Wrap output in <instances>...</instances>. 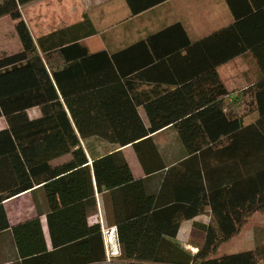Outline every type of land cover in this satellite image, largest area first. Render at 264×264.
Listing matches in <instances>:
<instances>
[{"label": "trees", "instance_id": "1", "mask_svg": "<svg viewBox=\"0 0 264 264\" xmlns=\"http://www.w3.org/2000/svg\"><path fill=\"white\" fill-rule=\"evenodd\" d=\"M34 1L0 0V19L14 21L21 44L19 52L0 56V118L8 125L0 130V233L11 230L25 264L107 261L102 226L89 227L87 218L79 215L80 204L60 214L71 228L49 217L52 251L40 219L11 227L4 208L5 201L41 185L52 204L56 194L64 192L61 187L66 190L68 185L81 202L89 183L95 212L94 180L100 193H113L117 201L118 264L264 263V246L233 255L220 251L254 223L256 215H264V0H246L243 7L231 0L234 23L200 40L191 41L176 24L115 55L90 53L82 44L97 35L88 18L35 39L21 12ZM127 1L137 15L165 0H148L141 7L134 5L136 0ZM162 34L166 41L159 37ZM148 48L163 52L151 58L153 67L171 64L196 71L170 73L171 80L161 73L160 82L168 79L177 87L137 96L134 85L147 79L146 72L135 74L132 68L139 64L137 69H148L144 66L151 59L127 70L134 60L127 54ZM246 55L256 61L260 76L239 98L232 94L231 102L217 69ZM34 108H40L41 118H30L28 112ZM252 112L258 116L248 124ZM169 128L177 133L186 158L167 171L162 189L173 178L177 194L164 209L157 208L162 191L149 196L144 180L134 178L122 152L93 157L90 166L82 145L89 140L121 148L132 145L146 175H153L165 169L154 136ZM68 155V163L51 166ZM201 197L213 217L209 224L195 225L205 238L192 253L177 236L181 223L195 219Z\"/></svg>", "mask_w": 264, "mask_h": 264}, {"label": "crops", "instance_id": "2", "mask_svg": "<svg viewBox=\"0 0 264 264\" xmlns=\"http://www.w3.org/2000/svg\"><path fill=\"white\" fill-rule=\"evenodd\" d=\"M147 1L148 0H136L134 5H140L141 7L145 5ZM230 1L231 0H165L163 3L152 7L151 9H147L142 13L134 15L127 0H37L22 7L21 12L27 25L28 20L26 18V14H28V11L32 10L31 8L33 7H35L36 12H39L37 17H39L42 21V24H39L41 26L43 24L71 26L82 22L85 18H88L97 30V35L83 40L82 44L88 48L90 53L108 51L110 55H115L126 50L130 46H134L138 43H145L149 38L160 34L163 30L176 24H180L185 29L191 41H197L205 38L215 31L228 27L234 23L235 19L231 11ZM239 1L240 5L238 7H243L246 3V0ZM6 18L9 17L2 19ZM168 36H172L173 39L174 37L176 38V35L173 37V34ZM33 37L37 39L39 35L37 37L33 35ZM159 37H162L164 41L168 39L163 34ZM90 46H92V48ZM161 53L163 52L155 54L152 48H148V52L142 50L130 52L127 54V57H134V60L131 65H127V70L131 69L134 64L136 65L137 63L148 60V58L155 59L156 55ZM125 57L126 55H124V59ZM153 61L154 60L151 59V61L144 66L148 69H137L139 67L137 65L139 64L136 65V69L132 68V70L136 72L135 74H143L146 72L144 75L147 79L139 80L134 85V88L138 92L136 94L137 96L140 92H149L152 95V91L155 89H174L177 87V85H172L165 77H163V79H166L167 81L164 83L160 82L158 79L161 78V73L165 75L167 74L166 77L171 80V76L169 75L170 73L178 74L196 71L189 66L171 64L164 67H153ZM229 63L217 69L222 82V72L227 69V65ZM174 77L178 78L177 76ZM230 101L232 102L233 98ZM32 112L35 113L34 116H32ZM139 112L141 113L142 118L147 121L143 108L140 107ZM28 113L31 119H39L42 116L40 108H34ZM7 127L8 125L6 120L4 118H0V130ZM167 134L172 137V139L169 140V142H163L164 144H162V137L168 136ZM154 137H156V143L160 148V154L163 159V166H165V169H163V171H158L153 175H146L132 145L121 148L119 146H111L104 143L102 144L101 142L94 140L84 141L82 142V145L90 161V166H92L93 157H103L114 152H122L128 165L130 166L134 178L136 180H144L146 192L149 196L157 197L162 191V199L158 200L161 204L158 205L157 208L164 209L174 202L173 198H175L177 194V192L174 191V186H176L177 183L173 182V178L168 180V184L166 182V187H164L166 189H162L167 171L169 167L176 166L183 162L186 158V152L185 148L178 139L177 133L170 128L155 134ZM71 158L72 157L70 155L59 158L51 162V166L53 168H57L68 163ZM169 182H172L170 184L171 188H169ZM87 187V191L85 188L82 191L81 202L76 201L75 197L79 195L77 192H70L68 190L70 188L69 185L66 190L61 187L64 192H62V195L58 193L56 194L57 200L56 202L54 201V204L50 203L44 185L37 186L32 191H28L17 197L9 199L4 202V208L9 225L11 227H15L33 219H40L43 235L49 251L53 250L49 217H52V219L54 217V221H58V225L60 227L71 228L67 220H64L63 216H60V214L63 212L68 213L73 209L75 211L76 205L80 204L78 207L79 215L82 216L84 220L87 218L89 227L94 224H100L102 228H117L118 221L115 213V205L117 206V201L113 199L114 194L108 191L100 193L94 180L97 210L93 212L92 205L90 204L91 187L89 183L87 184ZM121 202L122 201L119 203L121 204ZM197 210L195 219L187 220L181 223L177 236V242L186 250H188V247L194 249V253L198 252L199 246L203 244L204 239L201 238L202 243L200 244L193 243L192 236H189L188 238V234H184L183 229L189 228V232L192 230V232L196 231L203 234L199 230L195 229V225L209 224L213 217L212 210L205 204L203 197H201L197 205ZM58 215L60 216V219L55 220V217ZM259 217V224L253 226L254 237L251 235L249 237V239L252 240V245L250 249L246 251L255 250L257 247L262 248L264 246V215H259ZM84 227L85 226L83 224V228ZM242 234L240 236H242ZM222 247L223 246H221V248ZM113 260L114 263H121L117 257H114ZM25 262L26 260H24L19 254L18 247L11 230L1 232L0 264H25ZM113 262L108 263L107 259V261L103 264H112Z\"/></svg>", "mask_w": 264, "mask_h": 264}, {"label": "rangeland", "instance_id": "3", "mask_svg": "<svg viewBox=\"0 0 264 264\" xmlns=\"http://www.w3.org/2000/svg\"><path fill=\"white\" fill-rule=\"evenodd\" d=\"M31 9L32 10H29L28 14H26V18L28 20V26L35 37H37L40 34L50 33L56 30L58 27L62 26V25H51V24H47V25L43 24L42 26L39 25L42 24L41 19L37 17V14L39 12H36L35 7ZM90 47L92 48V46ZM20 49H21V45L16 34L14 21H12L9 18L0 20V56L5 54L9 55L15 53ZM259 76H260L259 68L257 66L256 61L253 59L251 55H246L241 58H237L236 60L229 63L227 65V69L222 72V80L226 84L228 91L231 93V95L236 94L237 98L241 96L242 92H244L251 85H253V83H255V81L259 78ZM232 98H234V95H232L230 99ZM31 114L32 116L35 115L34 112H32ZM257 116L258 115L254 112L250 113L246 118V123L254 122L257 119ZM162 139L163 141H161V143L164 144L163 142L165 143L169 142V140H171L172 137L168 135L166 137H162ZM259 222H260V217L259 215H256L254 217V223H250L247 225V227H245L242 236L231 241L230 243H224L222 245L223 247L220 250L221 253L233 255L236 253H242L246 250H249L252 245V240H250L249 237L250 235L254 237L253 226L259 224ZM103 229L106 230L108 228H102V233H103ZM183 233L186 235L188 234L187 235L188 238L189 236H192L193 243H197V244L202 243L201 238L203 239L205 238V235L200 234L199 232L196 231L192 232V230L189 232V228H184ZM115 240L116 238L113 239V242ZM187 249L192 253L195 252V250L190 247H188ZM106 251H107L108 263L113 262L114 257L120 256V246H117V244L114 245L113 247H108L107 245ZM112 252H116L115 255H112Z\"/></svg>", "mask_w": 264, "mask_h": 264}, {"label": "built area", "instance_id": "4", "mask_svg": "<svg viewBox=\"0 0 264 264\" xmlns=\"http://www.w3.org/2000/svg\"><path fill=\"white\" fill-rule=\"evenodd\" d=\"M103 236H104V239H105V242H106V246L108 245V247H113L116 244H117V246H120L119 243H118V240H117V230H116V228H108L106 230L103 229ZM114 238H116V240L113 242ZM116 252H112V255H115Z\"/></svg>", "mask_w": 264, "mask_h": 264}]
</instances>
